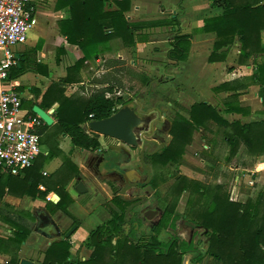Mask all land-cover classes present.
Here are the masks:
<instances>
[{"label": "trees", "instance_id": "obj_1", "mask_svg": "<svg viewBox=\"0 0 264 264\" xmlns=\"http://www.w3.org/2000/svg\"><path fill=\"white\" fill-rule=\"evenodd\" d=\"M263 1L211 0L212 7L221 9V14L204 20L202 30L216 33L210 61L214 60L217 50L231 44L236 36L242 44V57L247 58L253 52L262 51L259 46L260 30H264V4H261ZM130 2L131 0H57L56 9L68 7L70 10V18L58 23L60 32L69 43L82 51L83 58L67 69L66 77L51 84L39 103L42 109H49L55 103L58 104L54 124L47 126L42 123L38 129L41 144H47L51 152L41 154L30 168L18 175L1 172L0 165V198L9 194L46 200L49 192H55L60 200L54 207L67 216L71 215L67 210L71 199L64 189V184L68 178L71 179L80 173L69 157L60 150L57 151L54 137L63 134L70 139L74 147L87 152L100 150L99 135L86 132L82 125L109 118L119 109L129 106L124 96L106 97L107 93L114 94L117 91V79H114L113 83L109 74L100 82L103 86L88 97L65 96L64 86L79 83L76 75L84 61L104 53V48L111 39L119 38L126 46H132L138 31L177 26L167 58L175 64L187 61L192 37L189 34H181L178 14L169 20L131 23L125 16L130 9ZM26 67L23 62H20V66L14 65L9 71L8 79L21 74ZM260 69L264 70V65H261ZM28 112L34 114L31 108ZM187 115L188 117L176 114L172 119L169 144L162 146L156 153H145L143 160L146 165L150 162H179L186 145L192 141L194 130L203 128L211 132L212 125L217 127L216 132L221 133L222 139L229 147L228 158L234 157L241 145L245 146L249 154L264 155V123H229L214 108L203 102L191 105ZM110 150L103 153L101 166L120 174L122 180L128 179L133 172L121 170L116 166L118 158L125 154L124 149ZM60 155L61 167L50 176L43 175L42 167L45 161ZM151 184H154L153 180ZM40 185L43 189H39ZM175 188L179 193L188 188L196 195L191 200L193 207L186 212V219L206 229L210 238L205 253H197L193 264L205 256H212L219 264H264V192H258L253 200L248 199L240 203L229 201L225 187L219 184L209 186L181 177ZM119 189L114 188L112 200L120 211H112V217L91 230L83 242L85 246L93 248L88 259L68 260L72 245L70 239L66 238L48 246L41 264H183L182 255L190 247L187 242L178 239L165 242L159 238L163 231L175 228L180 215L173 213L169 205H165L158 224L152 229L150 239L146 243L136 241L137 231L144 220L140 214L133 212L131 207L127 209L131 211L126 213L130 202L120 198ZM50 207L52 203L46 200L44 208L33 211L34 216L30 213H18L16 218H34L38 210L49 212ZM16 218L3 216L6 222L16 228L12 237L0 238V250L12 256L5 264H19L17 252L31 232L29 226L19 223Z\"/></svg>", "mask_w": 264, "mask_h": 264}, {"label": "rangeland", "instance_id": "obj_2", "mask_svg": "<svg viewBox=\"0 0 264 264\" xmlns=\"http://www.w3.org/2000/svg\"><path fill=\"white\" fill-rule=\"evenodd\" d=\"M204 1L207 5H210L211 0ZM188 6H190V4H188ZM174 9L176 13L181 15L185 12L184 8L183 12L179 10L178 7ZM206 10L208 11V8H206ZM213 11L216 10L214 9ZM195 12L196 7L192 10L190 9L188 11V17ZM160 38L162 37H159L158 39ZM164 45L165 42L162 40L158 43V48L152 47L146 51L143 49L141 57L134 55V57L128 56L124 60H115L116 62L113 66H111L112 68H110L112 72L109 74L113 81L114 79H117V81H115L117 91H120V95L126 98L128 106L132 109H137L139 107L142 110L141 114L144 116L147 115L145 119L150 118V120L146 123L147 126L145 124V126L138 127V129L144 128L147 129V133H150L151 129H149V124L153 119H157L154 124L153 132L150 136L152 140L156 141V145H151V149H154L157 145L170 141L172 119L176 116V114L187 116V110L191 105V103L187 102H183L181 104L179 101L169 100L165 93L161 90V82L165 80L163 77L166 74L159 70H154L155 67L148 68L144 66V64H152V61L149 59L151 54H155L157 52V58L161 59L163 57L164 50H162V47H164ZM135 54H137V52H135ZM141 58L144 59L143 62L136 61V59L141 60ZM154 62L160 65L162 60L155 59ZM166 68H169V66ZM60 71L61 69L58 67L57 72L60 73ZM169 71L173 72L174 70L171 68ZM92 73L94 72L92 71L88 73L87 79L84 81L91 79L93 75ZM77 87L78 89L75 91L67 87L66 91L68 94H81V91L85 89L81 86ZM153 106L158 110L157 112H152L154 110V108H152ZM84 127L86 132H91L88 123L84 124ZM210 129H212V132L201 129L194 130L192 141L190 144L186 145L179 162H167L165 164H154L150 162L151 181L153 180L154 184H149L148 186L142 188H134L132 196L124 195V199L121 198L123 200L127 199L130 201L137 198L138 204L132 206L133 211L145 217L142 226L137 231L136 241L146 243L150 239L152 229L157 225L165 205H169L173 213L179 214L180 217L175 223V228L163 231L159 235V238L165 242L172 238L186 242L190 238L191 231L189 227L193 223L186 219V212H188L190 207H193L191 200L194 199L196 195L192 194V191L188 188L182 189L180 193L178 192L175 185L181 177H185L188 180L199 181L209 186L219 184L225 187L229 201L233 202L244 203L248 199H255L258 192H264V173L262 175H259L260 173L257 172L248 173L249 169L254 167L256 160L254 155L248 154L246 149L241 146L234 157L228 158L229 147L222 139L221 133L219 134L216 132L217 130L213 127ZM101 136L102 135H99V138ZM103 139L104 141H111V144L106 142V146L105 144L103 146L101 145L100 150L95 152L80 153L79 161L84 166V175L79 172L80 174L78 176L72 177L71 179L68 178L64 184V189L67 191L71 199V203L68 207L74 205L73 208L80 209V212L76 211V214H78V216H82L85 222L84 226L79 229H74L68 237L61 236L49 239L51 243L61 239H70L72 248L70 250L71 252L68 260L82 261L88 259L93 248L87 247L83 244L86 238L83 240L82 236H84L88 230L90 232L97 226L109 220L112 217V211H120L118 206L113 202L112 196L115 187L122 188V181L115 178L117 175L114 174V171H108L102 166L98 167L99 176L94 174L93 168H95V164L93 159H95V153L103 155V153H106L109 149H111L110 151H114L117 148L124 149L127 151V154L125 153L124 156L118 158L116 166L121 170L133 172L137 177H140L142 182L147 181V176L144 172L140 171L141 167L139 163V154L136 153V149H140V147H129L120 141L109 137H103ZM103 139L100 140L101 143H103ZM54 142L55 146L58 147L56 148L57 151L60 150L59 146L61 145L65 153H69L68 155H65L64 153V155L69 158L71 157L69 156L71 155L69 148L73 145L68 137H64L62 134L56 135V137H54ZM143 142L144 141L141 139L140 144L142 145ZM41 149L42 151H47L48 153L51 152V149L47 146V144H41ZM130 150H133V152H130ZM54 157L55 156L46 160L43 164L44 167L45 164H50V162H52L51 170L45 169L47 171V176L52 175L62 165L61 155L59 157L61 159L59 167H57L53 162ZM254 170L256 171L255 168ZM80 182L87 187V191L85 193H79L77 191V185ZM50 193L52 192H49V194ZM156 193H158V195H156ZM49 194L46 196V200L52 203V207H50L49 212L47 210L46 211L50 213L51 216H54L56 212L61 213L56 220L54 219V221L59 226L62 235L66 233L73 224H76L79 227L82 224V221L77 220L72 214V216H67L61 210L55 208L54 206L58 203L60 197L55 192L51 195ZM24 196L15 197L22 198ZM3 197H1L0 200H2ZM196 206H198V203ZM130 207L131 206H128L126 208V213L131 211L127 210ZM34 210L35 209L28 211L23 208H18L15 204L11 205L4 203L0 207V235L5 236V238L12 237L14 235V231L16 230V228H13L11 224L3 219V216L16 218L19 215L18 213H30L33 215ZM147 211L155 212L154 217L151 220L149 219ZM127 216L130 215L127 214ZM16 220L19 223H23L31 228V232L24 242L28 241L35 245L37 254L34 257V260L36 261V264H41L44 260L45 251L51 243L47 245L46 243L48 239L35 232V227L37 225L36 217H26L23 219L16 218ZM44 230L47 233L54 231L53 228L50 227L47 229L44 228ZM193 234L196 236L193 243L195 246L194 249L197 251L184 253L181 258L183 264H193L192 261L195 255L197 253H205L208 247L210 238H207L209 236L206 229L200 226V228L195 229ZM6 254L9 256V259L12 257L10 253ZM17 257L19 258V251L17 252ZM8 261H5L4 264ZM196 264L219 263L212 256H205L202 260L197 261Z\"/></svg>", "mask_w": 264, "mask_h": 264}, {"label": "crops", "instance_id": "obj_3", "mask_svg": "<svg viewBox=\"0 0 264 264\" xmlns=\"http://www.w3.org/2000/svg\"><path fill=\"white\" fill-rule=\"evenodd\" d=\"M56 4L57 0H37L35 3L37 25L29 31L26 43L14 48L15 54L18 56V66H20V62H23L27 67L21 74L9 79L8 87L20 94L23 99V109L26 112L30 108L32 109L34 105L39 106L43 94L51 84L66 77L67 69L83 58L82 51L76 45L69 43L59 29L58 23L70 18V10L68 7L56 9ZM261 4H264V1ZM108 6L110 7L111 4H108ZM176 7L182 12L184 8L185 12L182 15L176 13L174 9ZM195 7L196 12L188 17V11ZM206 8H208V11ZM214 9L216 11H213ZM176 14L179 16L181 34H189L192 37L187 61L175 64L167 58L177 26L144 29L136 32L132 46H126L121 39L113 38L104 48V53L97 58L84 61L79 73L76 75L80 82L65 85L64 95L68 97L90 96L92 93L86 95L85 90L91 92L99 90L103 86L100 82L112 72L110 68L116 62L115 60H124L128 56L134 57V55L141 57L143 49L146 51L152 47L158 48V43L163 40L165 42L164 47H162L164 58H157L158 53L156 52L149 57L152 64H144V66L148 68L155 67L154 70L166 74L163 77L165 80L161 82L162 84L159 83L162 92L169 100H176L181 104L187 102L191 105L194 103H207L229 123L239 122L241 125L264 123V70L260 69L261 65H264V30H260L259 48H262V51L253 52L247 58L242 57V44L236 36L231 44L217 50L214 60L210 61L209 57L214 51L216 33L202 30L204 20L221 14V9L213 8L211 2L210 5H207L204 0H131L130 9L125 13V16L128 22L134 23L169 20ZM159 37L162 38L158 39ZM155 59L162 60V63L157 64L154 62ZM136 61L143 62L144 59H136ZM167 66L169 68H166ZM58 67L61 69L60 73L57 72ZM171 68L174 70L173 72L169 71ZM92 71L94 73H92L91 79L84 81L87 79V74ZM111 80L114 83L113 79ZM77 86L85 88L82 91L80 90L81 94L67 93V87L75 91L78 89ZM57 107L58 104L55 103L51 108L43 109L48 113L52 112L54 122ZM185 117H188V115ZM84 124L82 128L85 130ZM211 127L217 130L215 125ZM199 129L204 130L203 128ZM103 137L105 136L98 138L102 146L104 144L106 146V142L111 144V141H104ZM101 139H103V143H101ZM167 143L164 145H167ZM241 146L245 148L244 145ZM59 148L64 154L65 151L61 145ZM138 151L139 149H136V153ZM43 152L47 153V151ZM69 152L71 153L69 156H71L72 162L78 167L79 172L84 175V166L79 161V155L87 151L72 146L69 148ZM130 152H133V150H130ZM68 154L65 153V155ZM59 157L55 156L54 160L52 159L57 167L61 164ZM254 157L256 158L254 167L249 169L248 173L257 172L262 175L264 173V155ZM51 166L52 162L45 164L42 171L47 172L45 169L51 170ZM1 172H3L2 169ZM51 194L53 192L49 195ZM4 203L15 204L20 209L31 211L44 208L46 201L28 196L19 198L5 195L0 200V207ZM73 206L68 207V211L77 220L82 221V224L78 227L79 229L84 226L85 222L82 216L76 214V211L80 212V209H75ZM48 214L50 215V213ZM60 214V212H56L54 216L50 215V217L56 220ZM88 232L82 236L83 240ZM0 238H5V236L0 235ZM45 238L48 239L46 244H50V238ZM36 250L33 243L24 242L19 250V261L27 259L36 264L34 260L37 254ZM8 260L9 256L0 250V264H4Z\"/></svg>", "mask_w": 264, "mask_h": 264}, {"label": "built area", "instance_id": "obj_4", "mask_svg": "<svg viewBox=\"0 0 264 264\" xmlns=\"http://www.w3.org/2000/svg\"><path fill=\"white\" fill-rule=\"evenodd\" d=\"M36 2L0 0V165L12 175L30 168L44 153L38 132L43 121L26 112L20 94L8 87L9 71L18 62L14 48L25 44L29 31L37 25ZM113 96H121L120 91L106 94L109 98Z\"/></svg>", "mask_w": 264, "mask_h": 264}, {"label": "water", "instance_id": "obj_5", "mask_svg": "<svg viewBox=\"0 0 264 264\" xmlns=\"http://www.w3.org/2000/svg\"><path fill=\"white\" fill-rule=\"evenodd\" d=\"M18 59V56H16ZM32 111L34 114L38 115L40 119L43 121V123L47 126H50L53 124V115L52 112L48 113L47 111L40 108L38 105H34L32 107ZM141 122V118L136 115V112L132 110L129 107L121 108L119 109L115 114H113L111 117L100 120V121H92L88 124L89 129L91 132L97 133L99 135L109 137L115 140L120 141L121 143L125 144L126 146L133 147V148H141L140 151V163L143 166V145L140 144L141 136L135 132V127L139 126ZM147 175L148 180L146 183H148L151 180L150 177V169L149 167H144ZM128 185L124 186V189H127ZM77 191L79 193H85L87 191V188L84 186L82 182H80L77 185ZM122 191V192H123ZM46 216L49 219L50 223L47 222V226L49 227L52 225V227L55 228L56 234H52L51 232L47 233L44 228L45 226L41 224L42 219L40 217L36 216L37 219V225L35 227V232L47 237V238H54L58 237L60 235V230L54 220L50 217V215L46 212ZM76 228V226H73L65 235V237H68L72 231ZM19 264H33L30 260L27 259H21Z\"/></svg>", "mask_w": 264, "mask_h": 264}, {"label": "flooded vegetation", "instance_id": "obj_6", "mask_svg": "<svg viewBox=\"0 0 264 264\" xmlns=\"http://www.w3.org/2000/svg\"><path fill=\"white\" fill-rule=\"evenodd\" d=\"M152 108H154V110L152 111V112H157L158 110L153 106ZM133 110L136 112V114L141 118V122H140V125L139 126H136L134 129H135V132L137 133V134H139L140 136H141V139H142V141H144L143 142V155L145 154V153H147V154H153V153H156L160 148H162V146H165L164 144L165 143H163V144H160V145H157V147H155L154 149H151V145H156V141L155 140H152L151 138H150V136H151V134H152V132H153V129H154V124H155V122H156V120L157 119H153L152 121H151V123L149 124V129H151V131H150V133H147L146 131H147V129H144V128H139L140 130L141 129H144V130H139L138 129V127H141V126H145V124L150 120V118H146L145 119V117H147V115H143V114H141V112H142V110L138 107L137 109L135 108H133ZM162 119V118H161ZM158 121H161V120H158ZM146 126H147V124H146ZM141 139H140V141H141ZM140 151H141V148L139 149V151H138V154H139V159H140ZM124 152L127 154V151H125L124 150ZM143 155H142V157H143ZM97 157H95V159H93L94 160V164H95V168H93L94 169V174L96 175V174H99V170H98V167L99 166H101V161H102V159H103V155H99V154H97L96 155ZM140 163V162H139ZM140 167H141V169H140V171L141 172H144V174L147 176V180H148V175H147V172H146V170H145V168L144 167H149V169H150V165H146L145 163H144V160H143V166L141 165V163H140ZM115 175H117L115 178H117V179H119L120 181H122V184H123V186H122V188H120V190L118 191V195L120 196V198H123L124 199V195H130V196H132V192H133V189L134 188H142V187H146V186H148L149 184H151V180L148 182V183H146L147 181H145V182H142V180L140 179V177H137L134 173H133V175H131L128 179H125V180H122V177L120 176V174H118V173H114ZM150 177H151V174H150ZM125 185H128V188L127 189H125L124 191H123V189H124V186ZM123 191V192H122ZM113 197V196H112ZM126 201H129L130 202V205L129 206H131V210L133 211V207L132 206H134V205H136V204H138V200H137V198L134 200H132V201H130V200H127V199H125ZM134 212V211H133ZM147 213L149 214V219L151 220L153 217H154V214H155V212H153V211H147ZM161 215H162V213H161ZM36 216L37 217H40L41 219H42V221L43 222H41V224L42 225H44L45 226V228L47 229V228H53V230L54 231H51V233L52 234H56L57 232H56V230H55V228L54 227H52V225H50L49 227L47 226V222H49L50 220L49 219H46V218H48L47 216H46V213H45V211L43 210H38L37 212H36ZM142 218H143V220L145 219V217L144 216H141ZM160 218H161V216H160ZM50 223V222H49ZM158 224V223H157ZM190 224V223H189ZM57 225V224H56ZM58 226V225H57ZM73 226H76V228L75 229H77L78 228V226L76 225V224H73V225H71V227L68 229V231L73 227ZM58 228H59V226H58ZM190 231H191V234H190V238L186 241L187 242V244L190 246L187 250H186V253L187 252H189V251H197V250H195L194 248H195V246H194V239H195V235L193 234L194 233V231H195V229H197V228H200V226H198V225H193V224H191L190 225ZM59 230H60V228H59ZM67 231V232H68ZM66 232V233H67ZM66 233H64L63 235H62V233H61V230H60V235L58 236V237H61V236H64L65 237V235H66ZM207 235V234H206ZM207 237V236H206ZM54 238H57V237H54ZM208 239H209V237H207ZM172 239H176V238H172ZM171 240V239H170Z\"/></svg>", "mask_w": 264, "mask_h": 264}]
</instances>
